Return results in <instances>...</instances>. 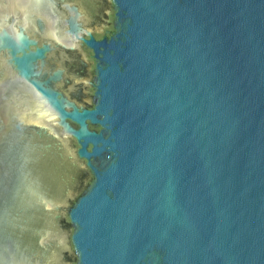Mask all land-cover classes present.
<instances>
[{"label":"water","instance_id":"water-1","mask_svg":"<svg viewBox=\"0 0 264 264\" xmlns=\"http://www.w3.org/2000/svg\"><path fill=\"white\" fill-rule=\"evenodd\" d=\"M0 264H264V0H0Z\"/></svg>","mask_w":264,"mask_h":264}]
</instances>
